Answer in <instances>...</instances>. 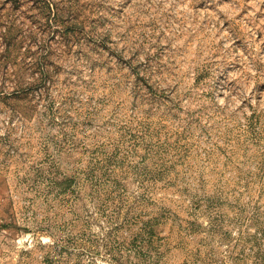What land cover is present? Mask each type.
I'll return each mask as SVG.
<instances>
[{"label": "rangeland", "instance_id": "obj_1", "mask_svg": "<svg viewBox=\"0 0 264 264\" xmlns=\"http://www.w3.org/2000/svg\"><path fill=\"white\" fill-rule=\"evenodd\" d=\"M0 264H264V0H0Z\"/></svg>", "mask_w": 264, "mask_h": 264}]
</instances>
